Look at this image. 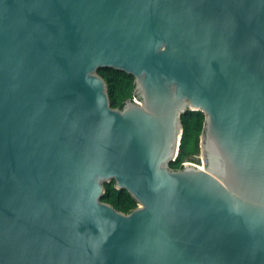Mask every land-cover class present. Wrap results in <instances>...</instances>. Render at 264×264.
Here are the masks:
<instances>
[{"label": "water", "instance_id": "water-1", "mask_svg": "<svg viewBox=\"0 0 264 264\" xmlns=\"http://www.w3.org/2000/svg\"><path fill=\"white\" fill-rule=\"evenodd\" d=\"M0 264H264V0H0Z\"/></svg>", "mask_w": 264, "mask_h": 264}, {"label": "trees", "instance_id": "trees-1", "mask_svg": "<svg viewBox=\"0 0 264 264\" xmlns=\"http://www.w3.org/2000/svg\"><path fill=\"white\" fill-rule=\"evenodd\" d=\"M98 74L107 84L109 103L112 108L121 109L127 100L135 97L133 76L113 69H100ZM180 121L183 132L179 152L176 159L169 164L173 170L181 169L184 162L199 155V136L204 125V115L199 111H186L181 115ZM101 200L125 214L137 206L136 201L126 190H117L114 187V181L104 184Z\"/></svg>", "mask_w": 264, "mask_h": 264}, {"label": "rangeland", "instance_id": "rangeland-1", "mask_svg": "<svg viewBox=\"0 0 264 264\" xmlns=\"http://www.w3.org/2000/svg\"><path fill=\"white\" fill-rule=\"evenodd\" d=\"M186 162H189V163H192V164H195V165H199L201 166V158L199 157H193L191 158L190 160L186 161Z\"/></svg>", "mask_w": 264, "mask_h": 264}]
</instances>
